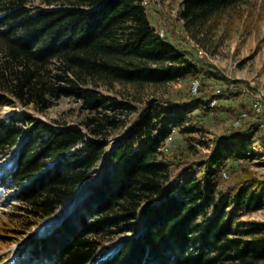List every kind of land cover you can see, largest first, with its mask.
<instances>
[{"label":"trees","instance_id":"16d2710c","mask_svg":"<svg viewBox=\"0 0 264 264\" xmlns=\"http://www.w3.org/2000/svg\"><path fill=\"white\" fill-rule=\"evenodd\" d=\"M143 1L0 0V110L14 109L0 115V190L31 231L2 264H264V221L242 218L264 209V178L244 160L264 106L214 137L201 176L173 171V158L160 155L174 130L196 129L187 125L195 109L218 105L244 119L238 96L257 88L161 35ZM180 1L192 30L217 26L248 0ZM165 18L161 26L171 25ZM179 77L198 91L154 97L120 129L118 112L134 106L109 93L115 83ZM62 96L87 111L80 126L15 110L42 111Z\"/></svg>","mask_w":264,"mask_h":264},{"label":"rangeland","instance_id":"374dc122","mask_svg":"<svg viewBox=\"0 0 264 264\" xmlns=\"http://www.w3.org/2000/svg\"><path fill=\"white\" fill-rule=\"evenodd\" d=\"M180 6V0H150L147 4L149 19L158 32L162 35L164 29L163 35L167 31L178 42L191 45L200 57L215 63L229 77L249 81L257 88L254 94L251 93L252 95L238 96V100L248 105L247 113L242 115L246 116L244 119L233 117L221 107L218 109V105H214L215 108L212 110L195 109L187 125L196 126V129L185 133L178 129L174 130L160 148L161 156L167 154L173 158L175 163L170 166L173 171L194 167L198 169L197 175L201 176L202 168L199 164L214 150V137L231 127L240 126L242 121L253 117L251 107L255 106L257 111H261L264 106V0H248L244 4L236 5L224 13L217 26L209 27L210 29L207 27L187 29L183 18L179 15ZM164 15L167 16L166 20L172 19L171 25L161 26ZM194 82L191 84L190 79L179 77L161 83H115L109 93L119 100L132 102L134 106L128 112H118L124 120V125L120 129L125 130L150 99L160 96L188 95L190 90L195 92L192 88ZM13 110L4 107L0 110V115L12 113ZM15 110L19 114L31 113L45 121L60 120L73 126H80L82 118L87 115L80 102L68 96L58 98L53 105L42 111L33 105L18 106ZM263 131L262 124L252 144L254 155L245 157L244 160L264 178V146L261 143ZM232 184L230 175L223 177L225 188ZM15 212H17L15 202L7 199L0 190V256L16 247L25 234L31 233V231L26 233L21 231L23 230L21 217ZM242 218L264 221V209L253 210ZM8 260L6 257L0 264Z\"/></svg>","mask_w":264,"mask_h":264},{"label":"built area","instance_id":"2783aa9c","mask_svg":"<svg viewBox=\"0 0 264 264\" xmlns=\"http://www.w3.org/2000/svg\"><path fill=\"white\" fill-rule=\"evenodd\" d=\"M143 4H145V5L148 4V0H144V1H143ZM163 32H164V29H163L162 32H161L162 35H163ZM197 87H198V83H197V82H194L192 88H193V90H194L195 92L198 90ZM211 102H212V105H213V106L216 105V103H217V102H216V99H213ZM259 109H260V107H259ZM263 127H264V123H263ZM223 175H224V176H227L225 172L223 173Z\"/></svg>","mask_w":264,"mask_h":264}]
</instances>
